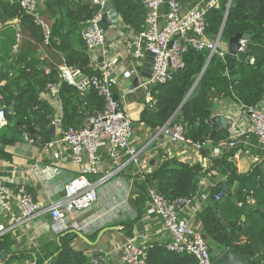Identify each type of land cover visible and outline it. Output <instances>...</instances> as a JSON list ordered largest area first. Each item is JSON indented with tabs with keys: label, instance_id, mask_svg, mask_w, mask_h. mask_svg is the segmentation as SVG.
Here are the masks:
<instances>
[{
	"label": "trees",
	"instance_id": "16d2710c",
	"mask_svg": "<svg viewBox=\"0 0 264 264\" xmlns=\"http://www.w3.org/2000/svg\"><path fill=\"white\" fill-rule=\"evenodd\" d=\"M177 1L184 9H188L199 0ZM112 3L124 24L130 25L134 31L140 29L145 14L142 0H112ZM44 5L51 15L56 10L62 15L60 20H55L52 24L49 46L61 54L66 53L65 64L79 67L87 74H94L95 69L90 65V57L83 41L73 47L71 35L78 33L82 23L93 17L96 8L89 0H45ZM46 12L44 10L42 14ZM14 18L18 19L25 39L19 44L11 63L4 69L0 67V81H5L2 86L6 106L4 127L10 128L13 135L1 138L0 142L7 144L19 138L23 126L31 134L35 133L37 127L45 140L51 138L47 126L53 110L38 98L48 82L59 83L61 129L80 127L84 112L104 108L103 97L91 88L85 94L87 103L83 106L77 90L66 82L59 81L55 67H51L46 73L41 61L35 58L38 44L43 42L40 27L34 23L32 16L21 10L18 2L0 0V23L4 24ZM205 20L207 36L214 39L221 31L220 42H226L235 33L251 35L249 41H246L245 51L237 53L233 61V80L223 75L230 61L227 52L224 57L214 53L208 59V50H195L189 46L182 53L183 66L173 73L170 80L136 89L132 100L144 106L138 118L131 121L133 128L142 125L154 134L168 121L181 123L186 136L200 142L208 139L211 131L209 120L213 113L214 99L227 98L243 106H253L264 101V0H218L216 7L206 11ZM250 58L254 59L253 62L249 61ZM202 70L200 79L184 101ZM146 91L151 94L149 103L145 102ZM229 135L227 129L222 128L213 133L211 140L208 139L207 146L201 149L203 156H206L209 145L215 146L221 141L223 146H220L218 156L208 159L207 165L201 162L190 163L160 153L156 166L151 171L142 173V177L136 182L142 191L136 203L140 205L148 198L147 186L152 182L168 200L195 195L201 179L207 174L225 178L228 186L238 182L229 195L222 192L218 182L206 190V204L196 214L199 228L207 239L212 259L231 248L246 255L248 264H264V161L255 162L239 171L234 156L242 148V144L228 147L226 143ZM0 158L9 159V154L0 150ZM221 193L222 200H216L214 196ZM247 197L253 198L259 208L249 210L242 219L248 206ZM237 202H241L242 206H238ZM131 223L129 220L123 225L130 227ZM126 233L129 236L130 230ZM6 238L5 235L0 236V248L6 246ZM71 240L72 236L68 234H57L52 241L42 246L43 254L37 258L36 264L49 262L55 256L56 264H89L88 257L82 251L73 249ZM146 264L198 263L189 254H177L167 251L164 245L152 244L147 251Z\"/></svg>",
	"mask_w": 264,
	"mask_h": 264
},
{
	"label": "built area",
	"instance_id": "2783aa9c",
	"mask_svg": "<svg viewBox=\"0 0 264 264\" xmlns=\"http://www.w3.org/2000/svg\"><path fill=\"white\" fill-rule=\"evenodd\" d=\"M18 2L21 10L32 16L34 23L40 27L43 34V42L49 44L51 37V24L46 18L38 14V0H7ZM96 8L93 17L85 22L89 26L82 27L80 37L85 45L90 65L97 64L94 74H87L76 66L62 64L57 69L59 81L66 82L77 90L82 105H86L85 94L91 88L95 89L105 101L102 110H93L83 113V123L80 127L69 126L61 129L62 103L59 98V83L48 82L42 92L51 105L59 104V107L51 117L47 128L53 126L60 129L59 134L45 140L39 129L35 133L23 126L19 138L28 143H39L42 149L49 151L64 147L72 162L81 164L85 162L79 175L71 177L63 185V196L46 204H40L31 199L28 194H21L13 201L10 189L0 181V212L8 217L10 226L50 214L53 222L51 230L62 233L68 228L67 215L71 211H80L90 208L97 201L95 186L103 182L112 172L106 173L96 182L88 179L87 174L100 170V157L98 147L103 144L106 154L116 159L125 155L127 161L137 164L140 151L133 141L131 117L126 110V104L130 96L135 94L138 88L149 87L151 84H161L170 80L179 68L183 66L182 53L190 46L195 50H208V59L214 53L224 57L227 50L220 48V39L209 38L206 34L205 13L211 7H216L218 0H199L188 9L177 0H142L145 8L140 29L134 31L130 25H126L131 35L126 40V47L131 59L136 63L127 69H121V76L133 79L140 76L145 51L153 53L150 76L143 80L137 87H126L117 93V100L112 99L111 90L116 82L113 66L107 57L104 46L106 45V30L97 25L101 19L103 9L108 5V0H89ZM171 43V45H169ZM238 52H244L246 40H239ZM253 58L249 61L253 62ZM99 75H98V74ZM141 77V76H140ZM142 78V77H141ZM143 79V78H142ZM41 100V99H40ZM151 101L149 91L145 92V102ZM247 119V126L237 129L229 135L228 147H235L238 143L242 146L251 145L252 141L264 153V105L261 103L253 106H243ZM6 124V106L3 102L2 84L0 81V131ZM162 136L168 142L181 143L195 151H201L209 140L193 141L186 136V130L181 123L168 121L153 134V137ZM208 159V156H204ZM140 173V172H139ZM142 177V173L138 178ZM136 179V182L138 181ZM148 201L155 214L161 219V228L167 236L164 247L167 251L177 254H189L198 264H213L207 239L200 228H194L178 217L179 208L183 204L191 202L192 197L168 200L160 193L152 182L147 186ZM216 200L223 197L222 193L214 196ZM247 203H255L251 197H247ZM242 206L241 202H237ZM2 231H0V236ZM151 245H138L127 241L119 248L120 264H146L147 251ZM110 252L100 250L89 258V264H113L110 262ZM42 264H51L44 261Z\"/></svg>",
	"mask_w": 264,
	"mask_h": 264
},
{
	"label": "crops",
	"instance_id": "0c3cea01",
	"mask_svg": "<svg viewBox=\"0 0 264 264\" xmlns=\"http://www.w3.org/2000/svg\"><path fill=\"white\" fill-rule=\"evenodd\" d=\"M44 3L45 0H38V14L46 18L52 26L55 20L61 19L62 15L56 9V12L51 15ZM110 4H113L112 0H108V5ZM44 10L47 12L42 14ZM126 25L117 13V23H112L106 30L107 39L104 48L113 66L117 67L113 89L116 94L125 89L126 82L130 80V78L121 76L120 68L127 69L133 63L138 64L131 59L125 45L127 38L131 35ZM80 28L82 29V26ZM23 39L25 35H22L18 21L12 25H7L6 22L0 23V67L2 69L14 59ZM81 41L80 31L71 35L73 47H77ZM49 45L41 42L35 52V58L41 61L46 73L51 67L57 70L60 65L65 64L66 55ZM219 46L227 50L226 42H219ZM92 65L97 70L95 61ZM139 79L142 83L143 79L140 76ZM4 83L5 81L1 80L2 86ZM134 97L133 94L130 96L125 107L131 120L138 118L144 106L132 100ZM38 98L50 103L42 91ZM261 105H264V101ZM50 107L53 113H56L59 104L55 103ZM214 114L227 117L225 128L229 134L247 126L244 107L237 101L227 98L214 99L212 116ZM59 131L60 129L55 127L54 131L50 132L51 138L58 135ZM134 131L133 141L140 151L138 163L135 165L128 162L125 155L116 159L110 158L106 154L104 145L101 144L98 147L100 170L87 174V177L92 182H96L106 173L112 172V174L95 186L97 201L90 208L71 211L67 215L68 228L63 233L72 236L70 243L73 249L82 251L88 260L100 250H105L110 252L111 263L120 264L119 248L127 241L138 245H164L167 236L161 228V219L153 211L148 198L140 205L136 203V199L142 194L136 184L138 175L151 171L156 166L160 153L190 163L201 162L207 165L208 159L218 156L219 148L223 146L221 141L215 146L209 145L206 153L207 159L201 151H195L181 143L168 142L162 136L153 137V134L142 125L135 127ZM0 136L1 139L13 135L10 128L5 126L1 129ZM0 150L9 154V159L0 158V181L10 189L14 202L15 198L21 194H28L33 201L40 204H46L62 197L64 183L71 177L79 175L85 165V162L81 164L72 162L68 150L64 147L46 151L39 143H28L20 138L7 144L1 141ZM234 160L237 169L242 171L255 162H263L264 153L255 141H252L251 145L242 146L237 151ZM221 179L220 176L211 177L208 174L203 177L191 202L179 208L178 217L190 226L199 228L196 214L206 204L208 196L206 190ZM45 215L10 226L8 217L0 212V231L2 235L7 236L6 246L0 248V264H36L37 258L43 254L42 246L52 241L57 235L51 230V223L47 221ZM129 220L132 222L130 227L124 226L123 223ZM128 229L130 230L129 236L126 233ZM242 240L245 239L242 238ZM18 256L22 257L14 259Z\"/></svg>",
	"mask_w": 264,
	"mask_h": 264
},
{
	"label": "water",
	"instance_id": "95a60500",
	"mask_svg": "<svg viewBox=\"0 0 264 264\" xmlns=\"http://www.w3.org/2000/svg\"><path fill=\"white\" fill-rule=\"evenodd\" d=\"M228 10L225 13V17L227 15ZM18 19L14 18L12 20H8L6 21L7 25H12L17 23ZM112 23H117V11L115 10L113 4L107 5L104 9H103V14L101 19L97 22V25L100 26L102 29H107ZM90 22H84L82 23V27H86L89 26ZM221 33V31H220ZM220 33L217 35V39H220ZM250 34L247 33H235L234 35L230 36L227 41H226V45H227V53L229 55V63L226 67L225 72L223 73L224 76H227L231 81L232 79V73H231V68L233 65V61L236 59L237 57V52L240 46L239 40L240 39H244L246 41H249L250 39ZM171 45V43L169 44ZM145 55V59L142 63L141 66V72H140V76L143 78V80H146L151 73V63L153 61V53H151L150 51H145L144 53ZM205 68V67H204ZM203 68V70H204ZM202 72L198 75V77L196 78L195 82L193 83L192 87L190 88V90L188 91L184 101L187 99V97L189 96V94L191 93V91L193 90L194 86L196 85V83L198 82V80L200 79ZM98 74V73H97ZM99 75V74H98ZM139 85V78L136 76L131 80H128L126 82V86L127 87H137ZM112 92V99L114 101L117 100V94L114 92V90H111ZM211 94H213L211 92ZM209 124L211 127V131L209 134L208 139L211 140L213 133L218 130L220 127L225 128L227 126V117L225 115L222 114H214L210 120H209ZM133 127V123L131 124ZM49 132H53L54 131V127L51 126L48 128ZM11 170V169H9ZM238 182H235L231 187H229L226 183V179L222 178L221 180L218 181V186L221 188L222 192L226 195L231 194L235 188L237 187ZM255 208H259V204L257 203H250L248 204V206L246 207V209L243 212L242 217L244 218V215L251 209H255ZM216 215L219 216V213L216 212ZM47 221L49 223L53 222V219L51 217L50 214H46L45 215ZM220 220V219H219ZM56 260H57V256L53 257L52 259H50V263L51 264H56ZM213 264H248V257L242 253H240L239 251L235 250V249H231V248H227L224 251H222L221 253H219L215 258H213Z\"/></svg>",
	"mask_w": 264,
	"mask_h": 264
},
{
	"label": "rangeland",
	"instance_id": "374dc122",
	"mask_svg": "<svg viewBox=\"0 0 264 264\" xmlns=\"http://www.w3.org/2000/svg\"><path fill=\"white\" fill-rule=\"evenodd\" d=\"M133 135H135V131H133Z\"/></svg>",
	"mask_w": 264,
	"mask_h": 264
}]
</instances>
